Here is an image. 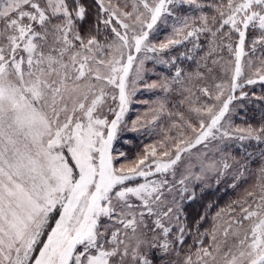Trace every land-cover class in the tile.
Returning a JSON list of instances; mask_svg holds the SVG:
<instances>
[{"label": "snow or ice", "instance_id": "snow-or-ice-1", "mask_svg": "<svg viewBox=\"0 0 264 264\" xmlns=\"http://www.w3.org/2000/svg\"><path fill=\"white\" fill-rule=\"evenodd\" d=\"M0 264H264V0H0Z\"/></svg>", "mask_w": 264, "mask_h": 264}, {"label": "rangeland", "instance_id": "rangeland-1", "mask_svg": "<svg viewBox=\"0 0 264 264\" xmlns=\"http://www.w3.org/2000/svg\"><path fill=\"white\" fill-rule=\"evenodd\" d=\"M162 38H163V36H160V39H162ZM155 98H156V96L154 93L142 91L138 95L137 102L131 106L129 113L127 114V118L129 120H132V119H135L137 116H142L145 113V111L148 109L151 101L154 100ZM141 101H146L147 103H144ZM126 135L128 137L132 138L131 144L129 146H125L126 148L130 149V152H129L130 158L132 156H134V154L138 150H142L144 146L151 143V139L149 137L143 136L142 134L129 132ZM137 145H138V147H137ZM227 189H229L234 194V196L236 198L240 194V192L242 191V189H240V190H233L231 188H227Z\"/></svg>", "mask_w": 264, "mask_h": 264}, {"label": "trees", "instance_id": "trees-1", "mask_svg": "<svg viewBox=\"0 0 264 264\" xmlns=\"http://www.w3.org/2000/svg\"><path fill=\"white\" fill-rule=\"evenodd\" d=\"M127 150L128 152H130V149L127 148ZM235 198L236 197L229 189L222 188V190H220L219 192L215 194H212V193L206 194L204 201L193 204L190 210L193 212V214H195L196 212L203 211V209L200 207L201 203L206 204L209 200H212L217 203V206H223L227 202H229L231 199H235ZM213 211H215V208H213Z\"/></svg>", "mask_w": 264, "mask_h": 264}]
</instances>
